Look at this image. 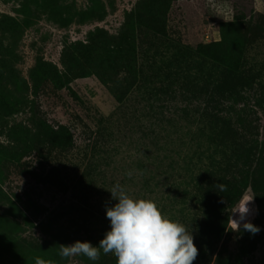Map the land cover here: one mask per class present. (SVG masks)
Returning <instances> with one entry per match:
<instances>
[{
	"label": "rangeland",
	"instance_id": "rangeland-1",
	"mask_svg": "<svg viewBox=\"0 0 264 264\" xmlns=\"http://www.w3.org/2000/svg\"><path fill=\"white\" fill-rule=\"evenodd\" d=\"M117 183L194 264H264V0H0V264H116L58 250L99 245Z\"/></svg>",
	"mask_w": 264,
	"mask_h": 264
},
{
	"label": "clouds",
	"instance_id": "clouds-1",
	"mask_svg": "<svg viewBox=\"0 0 264 264\" xmlns=\"http://www.w3.org/2000/svg\"><path fill=\"white\" fill-rule=\"evenodd\" d=\"M220 188L226 191V186L220 185ZM107 191L116 201L106 208L110 230L98 246L81 241L60 244L58 255L62 260L70 262L74 257L83 256L95 262L100 259L102 250L104 255H114L116 264H194L199 250L185 225L164 216L152 200H134L119 183ZM253 201L242 199L235 206L228 220L232 231L243 229L253 235L260 232V228L248 221L249 205ZM35 264L51 262L36 257Z\"/></svg>",
	"mask_w": 264,
	"mask_h": 264
}]
</instances>
